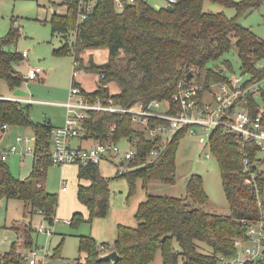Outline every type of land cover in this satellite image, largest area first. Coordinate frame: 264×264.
I'll list each match as a JSON object with an SVG mask.
<instances>
[{
	"label": "trees",
	"instance_id": "1",
	"mask_svg": "<svg viewBox=\"0 0 264 264\" xmlns=\"http://www.w3.org/2000/svg\"><path fill=\"white\" fill-rule=\"evenodd\" d=\"M122 1L123 7L119 9L114 0H96L88 17L78 22L75 0H62L67 7L65 14L53 12L49 21L52 34L74 31V65L98 78V87L88 91L93 97L111 95L119 105L129 107L139 101L171 102L180 82L185 86L197 84L201 92L209 90L212 83L229 82L230 77L224 70L210 63L219 60L232 45L236 47L241 73L247 75V82L264 79V67L257 64L264 57V40L243 27L236 17L204 12L203 0H176L171 10L166 6L156 8L144 0ZM213 1L234 6L238 14H248L263 0ZM19 36V29L12 27L5 37H0V80H5L11 90L25 81L14 67L23 59L21 52L8 49ZM96 49H106L107 60L100 64L89 57L84 61L82 51ZM68 50L66 44L53 52L66 54ZM222 63L229 65L228 60ZM189 72L192 77L187 80ZM112 84L116 87L115 93L109 91ZM261 94L262 105L253 93L238 104L247 108L253 117L261 115L264 124V90ZM23 104L29 103L0 95V125L30 127L35 150L39 152L32 158L30 173L23 179L13 176L0 156V201L14 198L23 204L22 221L9 227L16 239L7 251L0 252V264H20L21 253L34 246L36 232L31 221H26L28 216L40 214L43 220L53 224L58 207L57 194L46 189L48 170L53 164L50 158L52 124L49 120L33 123ZM186 131L183 128L174 134L154 160H149V153L159 148L160 140L133 129L127 113L90 111L81 123L80 137L86 135L100 142L134 139L133 168L123 173L131 195L137 181L144 188L151 180L175 183L176 150ZM208 148L218 164L229 204L228 214L202 209L208 197L202 177L192 174L186 184V197L147 194L134 214L136 225L118 224L112 246L90 235L79 236L78 250L84 257L78 258L76 264H150L158 252L161 264H217L219 257L233 256L235 242L246 238L247 224L260 217L258 199L264 208V153L253 140L227 131L223 125L212 129ZM244 153L249 158L247 170L243 164ZM97 165L78 164L77 169L78 179L89 181L88 185L79 183L77 190V199L88 210L89 222L105 217L109 209V180L102 176ZM83 220L81 212H74L70 224L76 226ZM199 242L207 245L210 252L201 251ZM108 250H116L115 263L102 258ZM60 251L57 246L53 255L59 257Z\"/></svg>",
	"mask_w": 264,
	"mask_h": 264
},
{
	"label": "rangeland",
	"instance_id": "2",
	"mask_svg": "<svg viewBox=\"0 0 264 264\" xmlns=\"http://www.w3.org/2000/svg\"><path fill=\"white\" fill-rule=\"evenodd\" d=\"M148 4L159 8L165 4L164 0H144ZM202 9L207 13H223L226 17H236L238 22L245 28L251 29L261 40H264V0L258 8L248 14H238L237 9L231 5H224L218 1L203 0ZM67 10L62 0H0V37H5L12 27L19 29V39L8 46L9 50L18 52L26 50L28 57L18 64L15 69L25 75L26 65L40 66L43 71L34 80L23 81L20 89L27 93L36 102L23 104L27 115L33 123H42L47 120L53 126H63L66 109L62 103L67 100L71 87V75L77 66L73 63L72 47L75 40L74 31L66 34L54 33L51 31L50 18L53 12L62 14ZM235 42L234 38H232ZM67 44L69 49L66 54H55L53 50ZM84 61L92 57L96 63H104L108 57L106 49H96L89 52L82 51ZM228 60L229 65L222 63ZM259 67H264V57L258 61ZM211 66H219L229 76H241L243 80L247 75L241 73L240 60L235 45L230 51L224 53L219 60L210 63ZM80 71L79 69H77ZM77 80L87 91L98 87V78L94 73L79 74ZM195 83V79L192 81ZM260 87L264 90V79L260 81ZM110 93H115L114 84L109 85ZM0 95L8 98L13 95L5 80H0ZM209 95L207 94V97ZM256 100L262 105L263 96L256 94ZM195 134L186 132L179 141L176 150V172L175 183L165 184L157 180H151L144 188L141 181L135 184L134 193L129 195V184L126 175H118L116 167L107 160L98 163V169L103 177L109 180L110 198L109 209L105 217H97L88 221L87 209L78 203L76 199V168L69 167L62 171L61 165L52 164L46 178V188L49 192L55 193L59 199V206L53 224L40 219L38 214L27 217L33 226L42 222L45 228L51 233H34L33 247H47L50 254L54 248L60 246V256H51L47 264H76L78 258L83 259L84 253L79 252V236H92L98 242H105L112 245L118 224L135 226L134 214L138 204L143 201L147 194L165 195L175 197H186V184L192 174L202 177L203 189L208 197L207 202L202 206L206 212L228 214L229 204L222 189L221 177L216 159L211 155L208 145L200 143L198 137L205 135L203 128L194 126ZM18 135L28 136L32 140L29 144L34 147V133L30 127L9 125V129L0 139V150L7 149L15 144ZM207 135V134H206ZM205 135V136H206ZM95 139L89 138L84 142L83 147L94 145ZM134 143V139L132 140ZM121 149L127 148L125 138L118 141ZM205 154L208 157H205ZM32 154L20 156L9 155L5 164L11 174L18 178L26 177L31 167ZM63 185H67L66 192H62ZM188 201L190 202L189 197ZM75 211L82 213L84 218L78 225L72 226L67 220ZM23 219V204L20 200L10 198L2 199L0 203V252H5L16 239L12 230L7 228L12 224L21 222ZM6 227V228H5ZM200 243V242H199ZM200 250L206 253L210 248L200 243ZM160 253L158 252L150 264H160ZM217 264H221L218 262Z\"/></svg>",
	"mask_w": 264,
	"mask_h": 264
},
{
	"label": "built area",
	"instance_id": "3",
	"mask_svg": "<svg viewBox=\"0 0 264 264\" xmlns=\"http://www.w3.org/2000/svg\"><path fill=\"white\" fill-rule=\"evenodd\" d=\"M96 0H75L77 5V21H83L88 17ZM133 1V0H129ZM166 5H172L176 0H164ZM116 6L123 7L122 0H114ZM27 51L21 52L23 58L27 57ZM80 70V69H79ZM42 72L40 66H28L24 80H34ZM84 70L74 69L71 75L70 90L67 100L63 103L66 109L63 126L54 127L51 130L50 158L53 164H77L79 162H91L98 164L103 160L111 162L119 175L130 171L135 157L132 140L125 138L127 148L121 149L118 142L111 139L96 143L90 147L72 146L71 141L81 136V123L88 117L90 111L120 112L130 115L133 129L145 133L151 139H159V148H153L149 153V160L158 157L174 134L187 128L186 132L195 134L194 126L203 128L205 135H200L198 141L208 145V138L215 126L223 125L227 131H232L243 139H251L264 153V124L261 115L252 116L244 106L238 104L245 101L249 93L257 94L262 91L260 81L248 83L241 76H232L229 82H215L209 90L201 92L197 84L189 86L178 84V91L168 100H154L150 102H136L129 107L119 105L111 95L93 97L77 80ZM207 94L209 95L207 97ZM15 101L31 102L22 96L10 98ZM237 106L236 109H233ZM175 109L172 111V109ZM233 109V110H232ZM8 124L0 125V139L8 130ZM111 130H113L111 128ZM30 137L18 135L15 144L0 151L2 160L11 154L25 156L33 153V158L39 152L29 142ZM35 140V138H34ZM240 143V141H239ZM205 157L208 155L205 154ZM245 170L249 166L248 154H243ZM64 188V187H63ZM260 210L258 220L249 222L246 228V238L235 242L236 253L231 257H219L221 264H264V208L262 201L257 200ZM70 220H67V223ZM36 233H51L42 222L33 226ZM50 254L45 246L32 247L23 251L20 255V264H47Z\"/></svg>",
	"mask_w": 264,
	"mask_h": 264
},
{
	"label": "crops",
	"instance_id": "4",
	"mask_svg": "<svg viewBox=\"0 0 264 264\" xmlns=\"http://www.w3.org/2000/svg\"><path fill=\"white\" fill-rule=\"evenodd\" d=\"M166 4V3H165ZM66 6V5H65ZM163 6H166V5H163ZM66 12V11H65ZM65 12H63L62 14H65ZM20 52H22V51H20ZM28 53V52H27ZM27 57H28V54H27ZM26 57V58H27ZM24 59V58H23ZM22 59V60H23ZM28 66H30V65H26V68L28 67ZM42 71H43V69H42ZM24 76V75H23ZM14 91V90H13ZM3 97V96H2ZM12 97H14V95H10L9 97H8V99H10V98H12ZM22 97H24L25 99H31V102H29V103H33V102H36L35 100H33L31 97H28V96H22ZM64 103V102H63ZM63 103H62V106H64L63 105ZM54 127H56V126H53L52 125V128H54ZM9 129V128H8ZM88 137L86 136V138H83V136L82 137H78V138H76V139H74V140H72L71 141V145L72 146H81V147H83V145H84V142L85 141H88ZM95 142H96V140H95ZM109 162V161H108ZM72 166H75V168H76V179H77V183H76V199H77V190H78V184L79 183H81V184H83V185H88L89 184V181L88 180H84V179H82V180H79L78 179V177H77V169H78V164H64V165H61V167L63 168V170L62 171H66L69 167H72ZM31 168H32V162H31V167H30V169H29V173H30V171H31ZM49 171V170H48ZM28 173V174H29ZM23 178H25V177H23ZM23 178H21V179H23ZM64 187V188H63ZM47 189V188H46ZM67 189H68V187H67V185H63L62 186V188H61V190H62V192H66L67 191ZM2 201V200H1ZM1 201H0V203H1ZM77 201H78V203L79 204H81V205H83L82 203H80L79 202V200L77 199ZM58 206H59V199H58ZM84 206V205H83ZM85 208H86V206H85ZM87 209V208H86ZM57 210H58V207H57ZM57 210H56V213H57ZM75 212H79V211H75ZM74 213V212H73ZM72 213V214H73ZM72 214H71V216H72ZM87 214H88V210H87ZM39 215V217H40V219H42V217H41V215L40 214H38ZM55 218H56V215H55ZM0 225L1 226H3L2 224H1V222H0ZM11 226V225H10ZM10 226H7V228H9ZM6 228V227H5ZM112 246V245H111ZM108 251H110V250H108ZM108 251H106V253L108 252ZM160 264H161V258H160Z\"/></svg>",
	"mask_w": 264,
	"mask_h": 264
},
{
	"label": "water",
	"instance_id": "5",
	"mask_svg": "<svg viewBox=\"0 0 264 264\" xmlns=\"http://www.w3.org/2000/svg\"><path fill=\"white\" fill-rule=\"evenodd\" d=\"M166 8L169 9V10H171L172 9V5H166ZM191 77H192V73L189 72L187 74V77L186 78H187V80H189ZM13 95L14 96H26L27 93L25 91L21 90L20 88H16L13 91ZM83 138H86V135H83ZM102 258L108 259L112 263H115L118 260V254H117L116 250H110L106 254H104L102 256Z\"/></svg>",
	"mask_w": 264,
	"mask_h": 264
},
{
	"label": "bare ground",
	"instance_id": "6",
	"mask_svg": "<svg viewBox=\"0 0 264 264\" xmlns=\"http://www.w3.org/2000/svg\"><path fill=\"white\" fill-rule=\"evenodd\" d=\"M86 163H91V162H85V163L79 162V163H77V164H86Z\"/></svg>",
	"mask_w": 264,
	"mask_h": 264
}]
</instances>
